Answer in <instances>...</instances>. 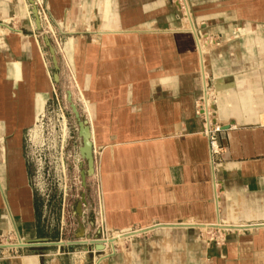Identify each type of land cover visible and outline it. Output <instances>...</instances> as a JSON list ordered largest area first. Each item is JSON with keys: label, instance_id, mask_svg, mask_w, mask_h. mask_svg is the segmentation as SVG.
<instances>
[{"label": "crops", "instance_id": "1", "mask_svg": "<svg viewBox=\"0 0 264 264\" xmlns=\"http://www.w3.org/2000/svg\"><path fill=\"white\" fill-rule=\"evenodd\" d=\"M186 1L188 26L171 0H45L37 30L28 0H0V264L71 249L44 243L67 229L40 219L24 156L23 124L57 78L95 162L76 235L123 236L94 264H264V0ZM203 78L222 127L213 159L195 116Z\"/></svg>", "mask_w": 264, "mask_h": 264}, {"label": "rangeland", "instance_id": "2", "mask_svg": "<svg viewBox=\"0 0 264 264\" xmlns=\"http://www.w3.org/2000/svg\"><path fill=\"white\" fill-rule=\"evenodd\" d=\"M37 1V9L42 19L46 16L44 20L50 22L45 0ZM171 1L184 7V2L181 0ZM182 13L185 20L184 12ZM185 25L188 26L186 20ZM55 34L56 39L59 40L58 33ZM41 35L47 37L45 34L41 33ZM39 37L41 38L40 35ZM48 41L53 50L58 52V46L52 45L49 39ZM46 47L48 49L47 44ZM203 50L205 51L204 46ZM69 87L57 78L53 98L47 101L45 106L44 102L39 105L32 123L23 124L24 126L31 125L24 137V156L27 162L28 185L35 197L39 217L46 225H49L52 233L60 228L67 229V235L63 241L44 243H61V246L71 248L70 252L66 250L65 255L62 251L57 252L53 248H46L43 251V264H94V255L91 253L101 251L93 247L95 244L86 242H96L102 239H113L114 241L117 236H121L115 235L107 238L101 232L86 238L76 235L82 223L78 208L80 204L85 205L86 196L92 194V182L90 181L95 174V162L93 157V170L88 173V163L80 154L82 140L78 133L77 119L70 107L71 103L75 105L72 94L71 101L67 98V93L70 92ZM76 109L79 113L78 107ZM88 216L92 218V214ZM3 245L7 244L3 243ZM55 259L59 260L58 263Z\"/></svg>", "mask_w": 264, "mask_h": 264}, {"label": "built area", "instance_id": "3", "mask_svg": "<svg viewBox=\"0 0 264 264\" xmlns=\"http://www.w3.org/2000/svg\"><path fill=\"white\" fill-rule=\"evenodd\" d=\"M34 3L37 7L38 1L34 0ZM38 10V9H37ZM207 87L210 89V87L207 85ZM210 90V99H209V104L206 107L208 110L207 115H205V107H204V102L203 99H199L197 101V103L195 104V116L197 118L200 119L201 121V126H202V133L205 135L207 142H208V147H209V154L211 156V159H213L214 157L218 156L220 153V148L218 146V142H217V134L221 131V126L215 124L213 122V94ZM99 223L97 224V227L100 228V230H102L104 228V224L101 221V219H99ZM108 239H102L101 241V245L103 243H106ZM3 244L0 243V246H2Z\"/></svg>", "mask_w": 264, "mask_h": 264}, {"label": "water", "instance_id": "4", "mask_svg": "<svg viewBox=\"0 0 264 264\" xmlns=\"http://www.w3.org/2000/svg\"><path fill=\"white\" fill-rule=\"evenodd\" d=\"M28 1H29V4L32 7V15H33V17L35 19L36 29L40 30V19H39V16H38L37 7H36V5L34 3V0H28ZM45 41H46V44L49 47L50 53L54 56V50L50 46V43L48 42V39L46 38ZM53 63L56 66V61H55L54 58H53ZM56 68H57V66H56ZM68 100L71 101L70 93L68 95ZM70 107H71V109L73 111L74 116L77 119L78 133H79V136L81 137V140H82V145H81V148H80V154H81V156L83 158L86 159V161L88 163V173H91L92 170H93V155H92V143H91V140H90L89 128L87 127L85 122L80 119V116H79V113L77 112L76 106L73 103H71ZM83 123H84V125H83ZM25 246H28V245H25ZM25 246H23V247H25ZM15 248H20V247L18 246V247H15ZM96 249L97 250H101L102 249V245H100L99 247L96 246Z\"/></svg>", "mask_w": 264, "mask_h": 264}, {"label": "bare ground", "instance_id": "5", "mask_svg": "<svg viewBox=\"0 0 264 264\" xmlns=\"http://www.w3.org/2000/svg\"><path fill=\"white\" fill-rule=\"evenodd\" d=\"M181 2H184V4H183V12H184V17H185V20L187 21V22H189L190 24H191V16H190V11H189V9H188V6H187V3H186V0H181ZM194 29H192L191 27L189 28V31L192 33V35H194L195 36V31H193ZM242 35V34H241ZM198 42V41H197ZM197 49H198V52H199V54H201L200 53V48H199V45H198V43H197ZM202 62V61H201ZM200 63V62H199ZM201 66H202V64H201ZM200 72V71H199ZM203 72V71H202ZM202 83V95H201V99H203V102H204V107L206 108L207 106H208V104H209V99H210V94H209V92H208V89H207V87H206V82H205V79L203 78V82H201ZM69 93H70V95H71V92H68L67 93V98H68V95H69ZM205 111V115H207V113H208V110H207V108L204 110ZM83 125H84V123H83ZM220 128H222V127H220ZM191 224V223H190ZM187 225V224H186ZM198 225V224H197ZM184 226V225H183ZM187 226H189V225H187ZM192 226V224L189 226V227H191ZM216 228H227V229H230L231 227V225L230 226H228V227H226V226H222V225H214ZM257 226V225H256ZM185 227V226H184ZM193 227V226H192ZM194 227H195V225H194ZM211 227H213L212 225H211ZM236 227H239V226H236ZM204 228L206 229L207 227L206 226H204ZM214 228V227H213ZM232 229V228H231ZM237 232V231H236ZM241 232V231H240ZM135 233H137V232H135ZM127 234V233H126ZM133 234V233H132ZM131 235V234H130ZM127 236V235H126ZM120 237H122V235L121 236H117V239L118 238H120ZM116 238V237H115ZM113 241V239H108L107 241H106V243L105 244H111V243H113L112 242ZM87 244H90V243H93V244H95V246H97V247H99L100 245H101V242H98V241H96V242H94V241H87L86 242ZM26 245V243L24 242V241H20V240H18V243H16V244H14V245H11L10 247H23V246H25ZM103 248V247H102ZM104 249V248H103Z\"/></svg>", "mask_w": 264, "mask_h": 264}]
</instances>
